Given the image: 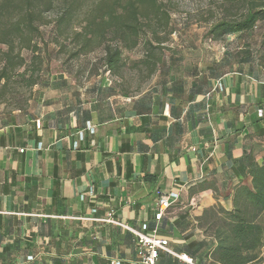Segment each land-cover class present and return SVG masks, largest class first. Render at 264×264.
<instances>
[{
    "label": "crops",
    "instance_id": "crops-1",
    "mask_svg": "<svg viewBox=\"0 0 264 264\" xmlns=\"http://www.w3.org/2000/svg\"><path fill=\"white\" fill-rule=\"evenodd\" d=\"M217 63L168 64L136 95L56 73L0 119V264H142L121 224L223 264L214 218L251 185L246 158L264 165V61ZM160 192L178 197L156 221Z\"/></svg>",
    "mask_w": 264,
    "mask_h": 264
},
{
    "label": "rangeland",
    "instance_id": "rangeland-1",
    "mask_svg": "<svg viewBox=\"0 0 264 264\" xmlns=\"http://www.w3.org/2000/svg\"><path fill=\"white\" fill-rule=\"evenodd\" d=\"M120 1L121 6H125L128 2V0ZM156 1L157 5L149 7L150 18L143 16L140 20L142 31L136 47L125 48L123 41L116 39L111 29L104 39L90 35L92 43L88 45L86 51L78 54L81 50L78 41H83L84 37L78 39L76 37L86 33V27L91 20L101 17L99 7L106 2L113 3V0H55V6L45 14L48 23L40 26L42 38L38 37L39 45L49 48L48 58L46 57L49 62L48 67L41 73L30 69L26 77L41 75L42 85H45L50 76L56 73L65 74L81 85L105 79L108 83L117 86L121 92L136 95L141 93L143 88L154 79L156 72L162 69V65H158L155 73L149 74L145 62L151 55L154 56L155 62L165 61L171 64L193 58H201L206 62L217 60L223 62L228 53L231 58L222 68L223 72H229L242 63L246 57L244 55L246 50L258 56V50L263 44L264 24L259 23L254 31L246 32L244 35L238 33L229 35L226 40L217 38L211 33L217 23L241 18L242 0ZM72 5L75 6L73 20L64 36H59L57 39L58 32L55 31L57 16L64 14L66 7ZM158 7L160 13H156ZM95 30L92 28V31L96 32ZM99 39L105 45H102ZM106 45L122 47L123 65L119 71L110 72L106 66L103 60ZM0 48L1 62L2 55L7 49ZM260 53L264 54V49ZM22 55L30 64L31 52L23 50ZM40 86L29 89L20 78L14 77L6 91L0 90V119L15 110H25Z\"/></svg>",
    "mask_w": 264,
    "mask_h": 264
},
{
    "label": "trees",
    "instance_id": "trees-1",
    "mask_svg": "<svg viewBox=\"0 0 264 264\" xmlns=\"http://www.w3.org/2000/svg\"><path fill=\"white\" fill-rule=\"evenodd\" d=\"M121 5L120 0H113V3L106 2L99 7L98 11L101 13V17L91 20L86 27V33L76 37L77 39L84 37L83 41H78L81 49L78 54L86 51L88 45L92 43L90 35H97L98 38L104 39L108 30L111 29H113L116 39L123 41L125 48L132 49L137 46V40L142 31L140 20L143 16L150 18L149 7L157 5V1L128 0L125 6ZM54 6L55 0H0V47L7 49L0 62L1 91H6L14 77L20 78L29 89L42 85L41 75H31L30 78H27L26 74L30 69L41 73L44 68L48 67L49 62L46 57L49 55V48L41 47L38 37L42 38L41 24L48 23L45 14L50 12ZM240 6L241 18L214 25L211 33L215 37L226 40L229 35L236 33L244 35L246 32L254 31L259 23L264 24V0H242ZM74 9V5L67 6L66 12L57 16L55 22V31L58 32L57 39L59 36H64L67 27L72 22ZM156 13H160V7ZM92 28H95L96 32L92 31ZM262 41L258 56L256 54L254 56L264 61V54L260 53L264 49V38ZM101 44L105 45L104 42ZM23 50L31 52L30 64L22 55ZM0 51H2L1 48ZM122 54V47L105 46L103 60L110 72L121 69ZM229 55L227 53L223 62L215 64V67L222 69L230 60ZM244 55L246 57L243 62L254 58L250 50L244 51ZM147 59L145 63L151 75L155 73L158 65H162L161 70L168 67L165 61L155 62L153 55ZM47 82L44 84L46 85ZM246 159L248 172L252 178L251 185L238 188L233 201L234 210L226 212L220 209V213L223 215L220 218H214L212 223L215 237L218 240V249L214 253V257L223 264H250L258 260L264 246V165L259 166L249 156Z\"/></svg>",
    "mask_w": 264,
    "mask_h": 264
},
{
    "label": "built area",
    "instance_id": "built-area-1",
    "mask_svg": "<svg viewBox=\"0 0 264 264\" xmlns=\"http://www.w3.org/2000/svg\"><path fill=\"white\" fill-rule=\"evenodd\" d=\"M178 197V193H159V198L157 201L158 213L155 216L156 221H160L161 217L165 212L170 209ZM110 222H115L112 219H108ZM137 236L138 239V255L142 264H157L159 256L162 251H165L175 257H179L186 264H195L193 259L188 258L186 255H178L170 250L168 246V240L164 237L158 235L157 229L153 230L151 233L147 232V225L143 227V230H137L130 228L127 225L121 224Z\"/></svg>",
    "mask_w": 264,
    "mask_h": 264
}]
</instances>
